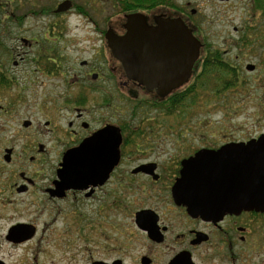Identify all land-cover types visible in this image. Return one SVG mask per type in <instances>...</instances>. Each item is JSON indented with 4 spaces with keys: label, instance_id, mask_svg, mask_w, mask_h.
Listing matches in <instances>:
<instances>
[{
    "label": "flooded vegetation",
    "instance_id": "af4514ba",
    "mask_svg": "<svg viewBox=\"0 0 264 264\" xmlns=\"http://www.w3.org/2000/svg\"><path fill=\"white\" fill-rule=\"evenodd\" d=\"M199 15L190 0H0V264H11V250L56 240L75 243L86 264H264V210L202 215L174 194L187 160L264 132L241 139L156 127L150 115L160 113L145 112L162 105L172 116L175 100L204 83L209 62L222 61L209 56ZM176 18L200 54L172 87L177 44L170 32L153 39L149 30ZM82 41L99 65L75 57ZM115 52L154 60L164 82L131 78ZM25 61L33 86L17 78ZM109 126L121 134L117 154L111 129L90 161L96 181V165L117 157L107 178L69 186L60 174L66 153ZM218 188L234 197L240 185L226 178Z\"/></svg>",
    "mask_w": 264,
    "mask_h": 264
},
{
    "label": "rangeland",
    "instance_id": "374dc122",
    "mask_svg": "<svg viewBox=\"0 0 264 264\" xmlns=\"http://www.w3.org/2000/svg\"><path fill=\"white\" fill-rule=\"evenodd\" d=\"M190 1L192 6L200 11L197 19L201 23V33L209 56L225 62L227 69H208L204 83L198 84L197 90L174 108L172 116L161 114L169 112V109L162 105L157 108H145V112L160 113L150 115L158 122L153 120L156 127H172V123L176 128H202L209 134L222 129L225 131L223 133L241 139L264 132L262 13L255 11L253 0ZM79 33L84 34L81 30ZM80 47V53H74L76 58L99 65L97 60L100 57L95 51L89 49L83 41ZM27 64V61L22 62V66L16 71L17 78L22 85L33 86L30 81L34 76L29 70L32 65ZM249 64H254L255 68L248 70ZM60 244V240H56L47 247L33 245L16 248L11 250L9 260L11 264H86L83 261L84 253L80 252L81 249L75 243L68 247ZM45 250L49 252L46 254ZM5 254L7 255L8 251Z\"/></svg>",
    "mask_w": 264,
    "mask_h": 264
},
{
    "label": "water",
    "instance_id": "95a60500",
    "mask_svg": "<svg viewBox=\"0 0 264 264\" xmlns=\"http://www.w3.org/2000/svg\"><path fill=\"white\" fill-rule=\"evenodd\" d=\"M149 31L153 39H160V33L163 36L164 32H170L171 40L176 42L172 87L179 86L192 72V66L200 54V41L180 18L165 20L160 27ZM134 33L136 32H131L129 37ZM115 57L122 61L130 77L138 82L147 85L155 81L164 82L162 77L164 71L156 68L154 60L142 61L140 60L142 55L136 53L124 55L115 52ZM254 68V64L247 66L248 70ZM148 73L151 75L149 76ZM111 129L112 135L117 137L113 143V152L117 154L121 134L115 126H109L97 136L86 139L79 147L66 153L64 168L60 173L65 183L77 187L91 182L102 183L107 178L118 158H113L116 161L112 164L109 162L104 167L96 165V181H92L94 168L90 161L92 146L96 145V149L100 148L98 145L100 136L110 133ZM97 152L100 150L97 149ZM184 165L182 177L174 187V194L179 202L198 213L214 215L218 211L226 210H264V133L248 142L229 145L217 151L203 150L194 158L187 160ZM102 169L106 170V173H103ZM226 178L235 180L240 185V190L234 197L219 196L221 191L218 188L219 181Z\"/></svg>",
    "mask_w": 264,
    "mask_h": 264
},
{
    "label": "trees",
    "instance_id": "16d2710c",
    "mask_svg": "<svg viewBox=\"0 0 264 264\" xmlns=\"http://www.w3.org/2000/svg\"><path fill=\"white\" fill-rule=\"evenodd\" d=\"M254 2V9L255 11H260L264 17V0H253ZM256 14V13H254ZM215 68H221V69H227V65L225 64V62L222 61H215V62H209V70H214ZM185 99V98H184ZM184 99H179L177 98L175 100V104H176V108L179 106V104L181 103L182 100ZM171 110V109H170Z\"/></svg>",
    "mask_w": 264,
    "mask_h": 264
}]
</instances>
